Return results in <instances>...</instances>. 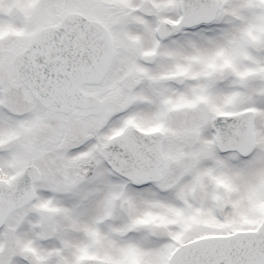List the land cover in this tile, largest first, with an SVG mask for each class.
I'll list each match as a JSON object with an SVG mask.
<instances>
[{
  "label": "snow or ice",
  "instance_id": "obj_1",
  "mask_svg": "<svg viewBox=\"0 0 264 264\" xmlns=\"http://www.w3.org/2000/svg\"><path fill=\"white\" fill-rule=\"evenodd\" d=\"M0 264H264V0H0Z\"/></svg>",
  "mask_w": 264,
  "mask_h": 264
}]
</instances>
